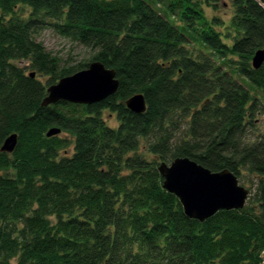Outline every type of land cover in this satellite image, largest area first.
I'll list each match as a JSON object with an SVG mask.
<instances>
[{
    "label": "trees",
    "instance_id": "16d2710c",
    "mask_svg": "<svg viewBox=\"0 0 264 264\" xmlns=\"http://www.w3.org/2000/svg\"><path fill=\"white\" fill-rule=\"evenodd\" d=\"M218 1L0 0V148L18 134L0 151V264L264 262V130L246 132L264 107V64L251 63L264 0H232L227 31L205 11ZM48 24L90 48L89 61L48 51L35 37ZM95 60L115 69L114 94L42 105L51 84ZM135 93L145 112L127 108ZM52 127L62 132L48 137ZM176 157L254 175L257 191L243 208L189 218L158 170Z\"/></svg>",
    "mask_w": 264,
    "mask_h": 264
},
{
    "label": "water",
    "instance_id": "95a60500",
    "mask_svg": "<svg viewBox=\"0 0 264 264\" xmlns=\"http://www.w3.org/2000/svg\"><path fill=\"white\" fill-rule=\"evenodd\" d=\"M255 69L264 64V48L258 49L252 57ZM35 76V72H31ZM119 87L115 69L95 60L87 68L61 77L47 88L42 100L43 106L66 101L78 104H93L114 94ZM125 104L135 113L145 112L146 97L143 93L131 95ZM60 127H52L47 136L61 133ZM18 143V134H10L3 142L0 151L12 153ZM158 170L163 177V187L174 193L189 218L205 221L222 209L245 207L250 190L242 185L230 169L212 171L189 157H176L168 164L161 161Z\"/></svg>",
    "mask_w": 264,
    "mask_h": 264
},
{
    "label": "rangeland",
    "instance_id": "374dc122",
    "mask_svg": "<svg viewBox=\"0 0 264 264\" xmlns=\"http://www.w3.org/2000/svg\"><path fill=\"white\" fill-rule=\"evenodd\" d=\"M204 4H205V11L208 17L212 18L214 16H217L221 18L224 21V26L222 27V30L227 31L228 25L230 24V19L234 14L232 0H219L217 2L216 7L213 6L210 7L207 6L206 3ZM27 13L28 12L25 13V16L27 15ZM233 36H234V32H232L230 38L232 39ZM35 37L38 41L44 44V46L48 51H50L54 55H57L61 59V62L63 64L64 63L75 64L82 60L89 61L92 54L90 48L82 45L79 42L73 41L67 37L62 36L57 32L55 27L50 24L39 27L37 32L35 33ZM231 39L228 40L230 41ZM16 63L19 66L26 67V72L34 71V69L30 68L27 62L25 61H17ZM36 77L42 81H46L47 79V76L38 73ZM262 101L264 103V95L261 97V102ZM105 117L109 125L113 127H116L118 125V119L116 114L106 111ZM256 122L257 125L255 128H253V126L250 125L247 126L246 128L247 137L251 138L253 136V132H256L257 129L264 130V107L261 108L260 113L257 115ZM183 128H185V125H183ZM145 145L146 142L143 141L139 150L142 151V153L145 151ZM148 157L151 158L152 156L148 155ZM171 161H166V162L170 164ZM239 181L242 185L250 189L249 197L252 198L257 191V184H258L257 177L254 175L245 174V176L239 178ZM247 201L249 202L250 199Z\"/></svg>",
    "mask_w": 264,
    "mask_h": 264
},
{
    "label": "built area",
    "instance_id": "2783aa9c",
    "mask_svg": "<svg viewBox=\"0 0 264 264\" xmlns=\"http://www.w3.org/2000/svg\"><path fill=\"white\" fill-rule=\"evenodd\" d=\"M263 257H264V253H263ZM263 263H264V262H263ZM263 263H262V264H263Z\"/></svg>",
    "mask_w": 264,
    "mask_h": 264
}]
</instances>
